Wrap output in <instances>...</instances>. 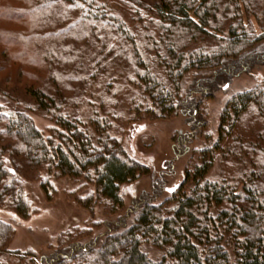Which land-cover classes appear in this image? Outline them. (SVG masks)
<instances>
[{"label": "trees", "instance_id": "16d2710c", "mask_svg": "<svg viewBox=\"0 0 264 264\" xmlns=\"http://www.w3.org/2000/svg\"><path fill=\"white\" fill-rule=\"evenodd\" d=\"M94 1L0 6L19 25L0 28V206L29 217L26 184L48 193L47 172L91 182L123 209L122 185L152 171L128 155L114 121L185 114L191 132L177 150L199 128L204 143L167 197L152 190L93 237L70 229L39 260L9 249L14 226L0 217V264H264V74L224 92L216 128L202 120L207 99L264 69V0H120L126 18ZM22 86L35 107L16 95ZM29 108L59 128L44 133Z\"/></svg>", "mask_w": 264, "mask_h": 264}, {"label": "rangeland", "instance_id": "374dc122", "mask_svg": "<svg viewBox=\"0 0 264 264\" xmlns=\"http://www.w3.org/2000/svg\"><path fill=\"white\" fill-rule=\"evenodd\" d=\"M9 1L0 0V6ZM119 1L95 0L94 2L100 5L107 4L112 9L111 11L106 9L109 15L117 12L121 14V18H126V11ZM68 6L67 12H69L70 19H73L74 10H69L71 6ZM122 10L124 11L122 12ZM253 21L255 22L256 19L253 18ZM0 28L18 30L19 25L16 22L5 20L1 16ZM11 51H18V48L11 46L9 52ZM253 71L249 74L243 73L236 76L232 80V84L226 85V88L219 91L215 98L207 99L203 104L206 111L203 114L205 116L202 115V120L207 123L204 131L207 132L209 128L217 127L219 113L226 98L224 92L249 87L253 77L264 74V69L260 73L257 70ZM253 73H255L254 76ZM19 88L16 95L35 107L33 99L27 96L25 87ZM28 112L36 126L44 133L48 134L59 128L52 113H46L36 108H29ZM186 120L185 114L158 118L148 113H142L135 117L134 121L128 120L124 123L114 121L115 133L122 140L128 155L150 167L152 171L149 176L145 175L136 181L122 185L123 209H115L101 201L96 194L95 186L85 180L45 172V179L49 180L48 193L41 188L39 180L29 181L26 188L35 208L29 217L23 218L14 209L0 206V217L14 226L13 236L7 244L9 249L21 253L29 251L34 253L36 259L39 260L42 256L53 252L58 247L59 239L70 229L86 230L88 237H93L107 229L106 222L113 220L118 215L133 211L136 200L142 199L147 194L152 195V190L156 189L157 196L160 195L157 201L167 197L172 192L169 189L176 188L184 179L185 169L190 167V164L198 157V153L193 152L199 144L204 143V137H202L199 128L196 131L193 130L195 139L192 142L191 140L187 142L186 146L189 148L185 152L177 150V141L183 135L182 133L190 131L186 126ZM212 135L215 136L213 132ZM220 171L221 166L217 165L212 168L211 175L215 177Z\"/></svg>", "mask_w": 264, "mask_h": 264}, {"label": "snow or ice", "instance_id": "6c2138e0", "mask_svg": "<svg viewBox=\"0 0 264 264\" xmlns=\"http://www.w3.org/2000/svg\"><path fill=\"white\" fill-rule=\"evenodd\" d=\"M169 191H174V189H169Z\"/></svg>", "mask_w": 264, "mask_h": 264}]
</instances>
